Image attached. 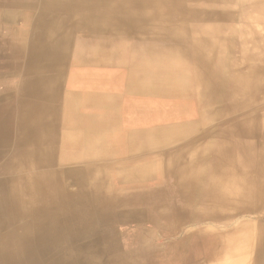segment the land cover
<instances>
[{
	"label": "bare ground",
	"instance_id": "1",
	"mask_svg": "<svg viewBox=\"0 0 264 264\" xmlns=\"http://www.w3.org/2000/svg\"><path fill=\"white\" fill-rule=\"evenodd\" d=\"M42 1L53 4L40 17L49 21L22 44L32 48L34 62L46 65L48 75H53L48 80L49 97L20 107L9 119L11 96L8 90L0 92V130L8 125L10 132H1V142L13 138L20 147L27 146L25 161L34 169L48 170L55 164L58 144L74 154L68 150L75 135L66 131L64 118L72 103L61 94L67 68L81 69L102 60L119 72L110 83L120 82L123 95L130 94L129 70L151 68L146 80L154 97L153 135L141 136L143 144L136 150H127L130 141L125 135H112L105 143L117 138L124 150L105 159L112 165L147 160L144 173L169 182L173 198L181 201L164 210L160 205V232L168 239L185 234L181 243L169 245L171 256L162 264H264V0ZM39 32H50L53 41L40 40ZM136 43L140 48L135 49ZM110 49V55L100 54ZM103 80L109 82L108 73ZM93 81L100 82L97 77ZM81 160L85 155L76 152L67 160L74 165L59 168L58 178L65 182L71 176L80 180L115 174L116 166L107 167L100 155L84 168L76 166ZM27 176L33 188L39 176L35 171ZM16 179L0 182V210L9 214L7 222L12 216L17 221L23 205L16 195L6 198L5 191L11 194L28 187L17 188ZM77 186L84 190L87 184L79 181ZM108 190L107 184L97 185L96 192L105 196ZM102 203L101 209L109 206L106 198Z\"/></svg>",
	"mask_w": 264,
	"mask_h": 264
},
{
	"label": "crops",
	"instance_id": "2",
	"mask_svg": "<svg viewBox=\"0 0 264 264\" xmlns=\"http://www.w3.org/2000/svg\"><path fill=\"white\" fill-rule=\"evenodd\" d=\"M43 2L42 0H0V92L4 95L8 90L11 96L9 119L16 117L15 112L20 107L31 106L49 97L48 80L53 75H48L46 65L42 67L37 65L34 62L37 60L35 51L32 52V48L23 45L25 40L32 36L31 33L35 28L39 29L40 24L49 21L40 17L42 12H47L48 6L53 7V4L50 2L43 4ZM50 32L49 35L48 33L40 35L39 32L40 40L47 43L50 40L51 43L54 36ZM40 44L37 43L38 46ZM139 45L136 43L135 49L140 48ZM50 49L54 51L52 47ZM36 51L40 53L41 47H37ZM111 52V49L110 52L100 50L101 55L102 53L110 55ZM129 71L133 76V80L128 83L130 85H127L130 94L123 95L120 82L114 81V85L110 83V77L117 76L119 72L115 68L107 67L102 60L98 65L87 63L81 69L73 66L67 68V80L61 94L66 101L72 103L70 107H66L64 118L68 121L66 131L75 135L69 141L71 147L69 146L68 150L74 154L65 153L66 146L58 144L55 164L48 170L34 169L32 164L25 161V156L29 155V148L20 147L13 138L1 142L0 135L2 154H0V182H6L8 178L17 176L15 183L17 188L20 184L26 187L30 181L27 175L35 171L39 176V180H34L33 188L28 184L29 188L26 187L28 190L24 188L25 190L11 194L5 191L6 198L16 195L18 202L23 205L21 207L23 211H18L17 221H14L12 216L10 222H7L9 214L5 213V209L0 210V223L2 227L4 226L3 229L0 226V264H162L170 258L168 245L173 242L166 238L160 240L158 235L161 226L159 216L167 208L159 203V199L162 198L163 192L170 196L173 187L168 184L163 188L159 176L144 173L145 168L148 169L147 160L141 164L135 162L112 165L110 159H105V156L117 157L121 150H124L117 138L112 143L111 141L105 143L108 137L123 134L130 141L127 150H136L143 144V135H153L154 97L146 80L151 68L137 66ZM107 73L109 82L103 80ZM31 76L34 79L30 80ZM96 77L100 81L98 84L93 81ZM139 89L141 94L137 93ZM37 92L42 98L35 94ZM132 118L133 122H131ZM151 121L152 124L148 123ZM137 122L139 125L135 127H142V130H133L132 126ZM73 123L77 126H71ZM1 129L0 134L3 132L2 135H10L8 125L7 128L5 126ZM76 152L85 155V160L78 161L76 166L84 168L92 165L98 161L97 157L100 155L101 162L107 167L112 169L116 166L115 174L95 179L83 176L80 180L71 176L64 182L58 178L56 172L59 168L73 166L74 164L67 160L73 158ZM66 155H69V158L65 159ZM125 169H128V173ZM119 170L124 173H118ZM42 171H45L44 176L41 174ZM79 181L87 184L84 190H79L77 186ZM89 183L94 185L90 186ZM104 184L109 186L105 196L103 192L101 194L96 192L97 185L102 187ZM104 197L109 206L101 209ZM15 230L21 231L16 237H14ZM30 240H33V243ZM160 244H164L162 249ZM21 251L23 254L20 253ZM7 258L9 261H6Z\"/></svg>",
	"mask_w": 264,
	"mask_h": 264
},
{
	"label": "rangeland",
	"instance_id": "3",
	"mask_svg": "<svg viewBox=\"0 0 264 264\" xmlns=\"http://www.w3.org/2000/svg\"><path fill=\"white\" fill-rule=\"evenodd\" d=\"M131 122H133V118L131 119ZM148 123H150V124H152V121L151 122H148ZM136 125H139V122H137V124H135V125H133L132 126V128H133V130H142L141 128L142 127H135ZM169 184V182H167V181H164L163 182V188H165V187H167V185ZM178 193V192H177ZM173 194H170V196H172ZM162 196H163V205L164 206H171V207H177L178 205H180L181 204V201L180 200H178V198L176 199V198H173V196L172 197H170V196H168V195H166V194H164V192H163V194H162ZM170 197V198H169ZM170 203V204H169ZM15 224V223H14ZM13 224V225H14ZM12 225V226H13ZM0 226H2V223H0ZM0 229H1V227H0ZM2 229H3V227H2ZM16 229V228H15ZM18 232H20L19 230H15V233H14V235L15 236H17L19 233ZM17 234V235H16ZM1 235V234H0ZM158 235H159V237L160 238H162L163 236H165L162 232H158ZM14 236V237H15ZM185 237V234L183 233V232H181L180 233V235H179V237H177V238H174V239H168L166 236H165V238L166 239H168L169 241H171V242H173V243H176L175 245H177V243H181V241L183 240V238ZM169 245H171V244H169ZM168 245V246H169ZM159 246H161V249L164 247V244H160ZM158 247V246H157ZM169 248H170V246H169Z\"/></svg>",
	"mask_w": 264,
	"mask_h": 264
}]
</instances>
